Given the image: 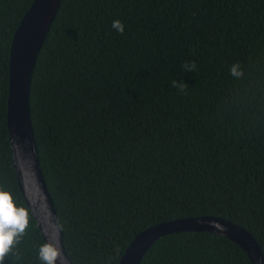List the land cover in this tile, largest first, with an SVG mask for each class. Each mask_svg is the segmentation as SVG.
Here are the masks:
<instances>
[{
    "label": "trees",
    "instance_id": "obj_1",
    "mask_svg": "<svg viewBox=\"0 0 264 264\" xmlns=\"http://www.w3.org/2000/svg\"><path fill=\"white\" fill-rule=\"evenodd\" d=\"M32 1L0 0V190L30 214L3 264H42L45 244L6 124L11 42ZM29 107L73 264H117L142 230L198 215L241 225L264 256V0H61ZM139 264L252 263L227 237L181 231Z\"/></svg>",
    "mask_w": 264,
    "mask_h": 264
},
{
    "label": "water",
    "instance_id": "obj_2",
    "mask_svg": "<svg viewBox=\"0 0 264 264\" xmlns=\"http://www.w3.org/2000/svg\"><path fill=\"white\" fill-rule=\"evenodd\" d=\"M60 1L33 0L15 30L9 56L6 124L12 163L24 200L45 243L58 249L56 264H73L65 251L57 212L40 167L29 107L31 75ZM181 231L222 235L240 246L252 264H264L261 247L247 229L214 215L173 219L142 230L130 241L117 264H139L157 239Z\"/></svg>",
    "mask_w": 264,
    "mask_h": 264
},
{
    "label": "clouds",
    "instance_id": "obj_3",
    "mask_svg": "<svg viewBox=\"0 0 264 264\" xmlns=\"http://www.w3.org/2000/svg\"><path fill=\"white\" fill-rule=\"evenodd\" d=\"M112 28L118 33L123 34L124 24L120 20L112 22ZM184 68L193 71L196 68L195 61L185 63ZM233 76H240L243 73L239 71V64H234L231 69ZM171 86L177 88L179 92L184 93L187 85L172 81ZM30 214L29 210L17 206L12 193L0 190V264H3L6 255L11 251L18 237L25 233L29 227ZM59 257V251L49 243L41 245L39 249V258L42 264H56Z\"/></svg>",
    "mask_w": 264,
    "mask_h": 264
}]
</instances>
